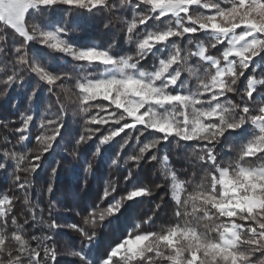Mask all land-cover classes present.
I'll return each mask as SVG.
<instances>
[{
  "label": "snow or ice",
  "instance_id": "snow-or-ice-1",
  "mask_svg": "<svg viewBox=\"0 0 264 264\" xmlns=\"http://www.w3.org/2000/svg\"><path fill=\"white\" fill-rule=\"evenodd\" d=\"M119 4L133 9L134 19L126 28L125 40L135 46V55L117 57L110 49L77 48L61 38L68 33L66 27L59 25L54 30L35 26L31 33L28 30L27 16L31 12L63 5L92 13L109 9L110 0H0V26L22 38V44L13 48L14 68L29 70L53 88L70 77L52 74L39 62L29 61L28 45L35 42L69 57L79 65L77 71L81 73L76 79L75 93L80 112L86 117L85 125H121L103 136L100 145L121 137L126 130L139 131V127L144 131L136 137L138 143L145 132L161 134L139 147L137 156L130 157L136 165L170 138L205 145L198 149L199 160L206 168L199 183L181 181L177 174L165 173L176 206L174 225L141 232L137 223L106 256L90 258L95 233L86 229L95 230L106 220L119 218L126 203L152 195L148 188H133L117 198L115 185L106 186L100 203L88 209L83 218L84 227L68 226L83 238L80 250L71 255L81 264H253V253H264V163L249 167L245 162L264 159V96L258 99L254 114L248 103L238 105L228 95H242L251 102L257 85H264V80L246 76L249 71L254 74L260 70L258 60L264 61V0H119ZM150 21L156 22L157 27L146 30ZM201 34L207 42L197 41ZM186 38L187 44L181 47L180 41ZM149 57H155V62L152 71L145 72L139 66ZM194 57L202 62L201 68L189 66ZM96 65L100 66L98 73ZM184 72L188 74L187 80ZM17 78L9 77L3 83L12 85ZM242 79L246 86L241 94L237 85ZM93 107L97 114L89 116ZM33 120V115H27L16 129L21 143L30 140ZM54 125L52 135L36 137L46 148L34 161H28V168L22 169L17 163V172L35 175L39 171L40 161L52 150L63 127L55 120L47 122V126ZM248 125L251 136L237 159L227 164L218 162L215 149L226 133H240ZM45 126L40 125L42 129ZM85 131L89 135L82 136L78 143L95 135L89 127ZM127 144L125 141L122 148ZM4 155L20 163L27 159L16 153ZM157 159L153 154L149 162ZM164 163L167 164L166 158ZM2 168L4 165L0 164ZM130 180L131 170L125 183ZM15 181L20 190L26 189L19 176ZM14 203L7 195L0 198V264H56V251L48 245L52 235L43 239L33 236L36 247H30L23 227L13 215ZM24 203L28 204V200ZM32 219H36L34 214ZM152 219L149 217L144 224H150ZM9 221L13 229L10 235ZM47 227L55 232L63 226L52 222Z\"/></svg>",
  "mask_w": 264,
  "mask_h": 264
},
{
  "label": "trees",
  "instance_id": "trees-1",
  "mask_svg": "<svg viewBox=\"0 0 264 264\" xmlns=\"http://www.w3.org/2000/svg\"><path fill=\"white\" fill-rule=\"evenodd\" d=\"M133 19L131 7H122L119 0H110L109 9L94 10L92 13L63 5L42 8L39 12H31L27 16V27L31 33L34 26L40 30L54 29L57 25L63 26L67 28L68 34L62 35L61 38L66 39L69 44L80 49L95 44L100 49H110L114 56L119 57L135 55V46L125 40L126 28ZM154 27H157L156 22L150 21L145 29L152 30ZM196 39L198 42H207V37L203 34ZM21 44V37L12 30L0 26V49H3V52H0V164L4 165V168L0 169V198L7 195L14 199L13 215L18 225L23 227L29 246L36 247L33 236L43 239L52 235L53 239L48 245L56 251V264H81L77 257L62 254L61 249L63 241L74 247L81 246L83 238L80 234L72 229H57L50 232L47 225L57 223L62 219L60 216L62 214L63 217L71 219L74 225L84 227L83 218L88 215V209L95 208L100 203L105 187L112 185L116 187L117 198L133 188H148L152 195L130 204L126 203L119 218L106 220L103 226L98 225L95 230L86 229L90 234L93 231L95 233V243L88 253L90 258L98 260L106 256L109 249L124 237L128 229H134L137 223L141 225L139 229L141 232L159 231L161 228L174 225L176 206L170 195L171 182L165 173H175L181 181L199 183L206 168L199 160L201 153L198 149L205 145L197 142H177L175 138H170L169 142L159 144L157 149L148 153L139 165H136L130 157L137 156L139 147L159 138L161 134L145 132L144 136L139 137L138 143L136 137L140 131H144L138 126L139 131L126 130L121 137L100 145L99 141L103 136L121 125L108 124L103 127L85 125L86 117L80 112L78 94L75 93L76 79L81 75L77 71L79 65L63 54L54 53L35 42L30 43L26 49L29 61L39 62L52 74H66L70 77L50 88L29 70L21 71L18 66L14 68L13 48ZM180 44L184 47L187 38L180 41ZM157 55L166 56L167 53ZM154 62L155 57H149L139 67L145 72H150ZM188 63L194 69L203 66L195 57ZM257 63L260 70L254 74L249 71L246 76L254 75V78L264 80V61L258 60ZM13 76H18L14 84L3 83ZM184 79H188L187 72H184ZM245 86L246 80L242 79L237 85L241 94ZM262 96L264 85H257V92L251 102L242 98V95L231 93L228 99L238 105L248 103L255 114L258 99ZM96 103L107 104L104 101ZM96 114L95 107L88 113L89 116ZM27 115L34 116L29 132L30 140L21 143L16 129L22 126V120ZM49 120H55L63 125L59 138L53 142L52 150L42 158L39 171L35 175L17 172V163L22 169L28 168V161H34L46 148L45 144L37 142L36 137L53 134L52 129L55 125L47 126ZM41 124L46 126L42 129ZM86 127L91 128L95 135L91 140L78 143L82 136L86 138L89 135L85 131ZM251 131V126L248 125L240 133H226V138L222 139L215 149L218 162L224 164L234 162L242 145L250 138ZM125 141H128V144L122 148ZM5 153H16L17 156H25L27 159L20 163L6 159ZM153 154L158 159L149 162ZM165 158L167 164H164ZM245 163L246 166L256 167L264 163V159L248 160ZM129 170L131 180L125 183ZM17 176L20 177L21 183H26V189L20 190L16 186ZM158 185L160 187H157ZM49 188L52 189L51 192ZM25 199L28 200V204L24 203ZM107 203L108 201H105V205ZM33 214L35 221L32 219ZM149 217L153 218L152 222L144 224ZM12 230L9 221V235ZM252 260L253 264H264V253H253Z\"/></svg>",
  "mask_w": 264,
  "mask_h": 264
},
{
  "label": "rangeland",
  "instance_id": "rangeland-1",
  "mask_svg": "<svg viewBox=\"0 0 264 264\" xmlns=\"http://www.w3.org/2000/svg\"><path fill=\"white\" fill-rule=\"evenodd\" d=\"M48 30H54V29L50 28V29H48ZM93 46L97 47L95 44H92L90 47H93ZM94 68H95V71H96L97 73L100 71V66L96 65V66H94ZM164 160H165V159H164ZM164 164H165V163H164ZM60 216H61L62 219H60V220L57 222V224L62 225L63 227H61V228H59V229H60V230L71 229L70 227H68L69 225H74L73 222L71 221V219H68V218L63 217L62 214H60ZM80 247H81L80 245H78L77 247H74V246L69 245V244H67V243H65V242L63 241V243H62V247H61V249H62V254L67 255V256H70L71 253H72L73 251H75V250H80Z\"/></svg>",
  "mask_w": 264,
  "mask_h": 264
}]
</instances>
